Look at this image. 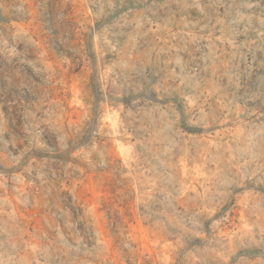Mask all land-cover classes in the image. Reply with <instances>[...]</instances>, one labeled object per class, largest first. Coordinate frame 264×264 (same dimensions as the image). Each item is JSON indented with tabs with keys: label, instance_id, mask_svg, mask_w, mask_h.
<instances>
[{
	"label": "rangeland",
	"instance_id": "374dc122",
	"mask_svg": "<svg viewBox=\"0 0 264 264\" xmlns=\"http://www.w3.org/2000/svg\"><path fill=\"white\" fill-rule=\"evenodd\" d=\"M0 264H264V0H0Z\"/></svg>",
	"mask_w": 264,
	"mask_h": 264
}]
</instances>
